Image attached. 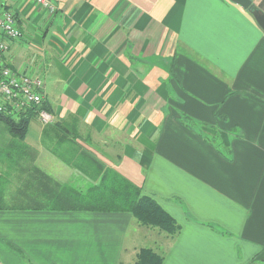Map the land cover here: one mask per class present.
Segmentation results:
<instances>
[{"label":"crops","instance_id":"crops-1","mask_svg":"<svg viewBox=\"0 0 264 264\" xmlns=\"http://www.w3.org/2000/svg\"><path fill=\"white\" fill-rule=\"evenodd\" d=\"M4 0L11 68L45 80V125L0 120L7 193L40 170L111 168L180 226L128 211L0 210V264H264V30L230 0ZM264 13V0H251ZM83 183V182H82ZM149 242L150 247H146ZM144 246V247H142Z\"/></svg>","mask_w":264,"mask_h":264},{"label":"trees","instance_id":"trees-1","mask_svg":"<svg viewBox=\"0 0 264 264\" xmlns=\"http://www.w3.org/2000/svg\"><path fill=\"white\" fill-rule=\"evenodd\" d=\"M253 10L258 9L252 5L248 11L252 14ZM27 112L36 113L35 109L19 116L0 113V120L14 137L25 138L31 119ZM1 176L0 210L128 211L142 226L158 228L170 236L180 230L175 219L153 197L143 194L140 187L111 168H103L102 174L96 179L91 178L93 181L88 186L62 184L36 170L31 181L10 194L6 192ZM163 259L152 249L145 248L134 264H163Z\"/></svg>","mask_w":264,"mask_h":264},{"label":"built area","instance_id":"built-area-1","mask_svg":"<svg viewBox=\"0 0 264 264\" xmlns=\"http://www.w3.org/2000/svg\"><path fill=\"white\" fill-rule=\"evenodd\" d=\"M35 1L50 12L57 9L52 0ZM4 4L0 0V113L19 116L35 109L43 124H51L54 117L45 108V80L11 68L5 58L10 42L20 39L23 32L15 13Z\"/></svg>","mask_w":264,"mask_h":264},{"label":"water","instance_id":"water-1","mask_svg":"<svg viewBox=\"0 0 264 264\" xmlns=\"http://www.w3.org/2000/svg\"><path fill=\"white\" fill-rule=\"evenodd\" d=\"M230 1L248 10L251 9V6H252L251 0H230ZM252 14L256 22L264 30V13L259 10H253Z\"/></svg>","mask_w":264,"mask_h":264},{"label":"rangeland","instance_id":"rangeland-1","mask_svg":"<svg viewBox=\"0 0 264 264\" xmlns=\"http://www.w3.org/2000/svg\"><path fill=\"white\" fill-rule=\"evenodd\" d=\"M53 123V122H52ZM51 123V124H52ZM48 125V124H47ZM77 176H74V175H70V176H68L67 175V177H62V178H57L56 179V181H58V182H60V183H62V184H74V185H76V186H82V185H84L85 183L84 182H86L87 180H85V181H82V180H79V179H77L76 178ZM94 179H96V177L94 178ZM89 181H93L91 178H89ZM83 182V183H82ZM7 191L9 190H14V189H11L10 187H9V189H6ZM164 232V231H163ZM149 242H147L146 243V247H150V244H148ZM142 247H144V246H142ZM145 249V248H144ZM147 249H149V248H147ZM141 253V252H140ZM139 253V254H140ZM162 256V255H161ZM136 263V262H135Z\"/></svg>","mask_w":264,"mask_h":264}]
</instances>
